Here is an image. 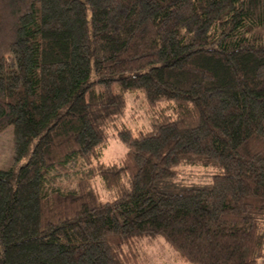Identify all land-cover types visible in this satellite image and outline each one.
I'll return each mask as SVG.
<instances>
[{
    "label": "trees",
    "instance_id": "trees-1",
    "mask_svg": "<svg viewBox=\"0 0 264 264\" xmlns=\"http://www.w3.org/2000/svg\"><path fill=\"white\" fill-rule=\"evenodd\" d=\"M9 126L0 264H264V0H0Z\"/></svg>",
    "mask_w": 264,
    "mask_h": 264
},
{
    "label": "rangeland",
    "instance_id": "rangeland-1",
    "mask_svg": "<svg viewBox=\"0 0 264 264\" xmlns=\"http://www.w3.org/2000/svg\"><path fill=\"white\" fill-rule=\"evenodd\" d=\"M135 109L133 113L132 110ZM141 100H129L127 108L125 109V116H122L119 123H123L129 126L134 134H137L136 131V119L139 117L140 121H145L142 119L141 114ZM125 151L124 145L113 136H110L106 148L103 150L101 155V160L103 161H111L119 158ZM14 160L13 158V149H12V132L11 127H7L4 131L0 132V167H5L9 165ZM192 170L193 173H196L197 176H193L191 178L187 177V175L180 174L179 178H189L188 181H197V182H208L210 180L209 175L203 172L202 168L194 167V168H185V172H189ZM206 174H209L206 172ZM97 189V188H96ZM98 190V189H97ZM100 193V192H99ZM100 193L102 199H109L110 194L107 191ZM147 251L150 254V258L154 264H185L179 261H176L173 257L172 250L168 247V245L160 238H156L151 240L146 244Z\"/></svg>",
    "mask_w": 264,
    "mask_h": 264
}]
</instances>
